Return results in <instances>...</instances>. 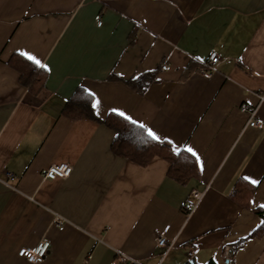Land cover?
<instances>
[{
  "label": "crops",
  "instance_id": "obj_1",
  "mask_svg": "<svg viewBox=\"0 0 264 264\" xmlns=\"http://www.w3.org/2000/svg\"><path fill=\"white\" fill-rule=\"evenodd\" d=\"M21 52L47 66L38 95L8 64ZM143 75V92L128 85ZM80 89L100 120L117 109L191 147L197 175L181 183L163 158L114 154L111 127L63 115ZM263 97L264 0H0V264H35L18 252L43 241L40 264H264ZM242 104L262 126L248 127ZM60 164L69 177L43 178ZM241 183L254 187L248 206ZM194 190L204 196L187 216Z\"/></svg>",
  "mask_w": 264,
  "mask_h": 264
},
{
  "label": "trees",
  "instance_id": "obj_2",
  "mask_svg": "<svg viewBox=\"0 0 264 264\" xmlns=\"http://www.w3.org/2000/svg\"><path fill=\"white\" fill-rule=\"evenodd\" d=\"M8 64L20 73V81L26 86L33 95H38L45 88L47 72L44 68L37 66L26 57L15 54ZM153 78L143 75L138 79L130 80L128 85L139 92H143ZM93 99L83 89L78 90L75 95L67 102L63 115L70 118H91L102 121L115 132L116 136L111 146V151L129 161L141 166H147L155 157L165 159L169 164V175L181 183L190 181L197 175V163L192 155L186 151H180L179 154L173 151L168 143H160L152 140L145 128L125 120L117 114H109L105 120L97 118L93 111ZM254 187L248 183H241L237 190L239 200L248 206L249 199L253 193ZM255 213L263 219V224L256 231L264 230V208H258ZM255 232V233H256ZM188 264H196L191 261ZM209 264H214L210 262Z\"/></svg>",
  "mask_w": 264,
  "mask_h": 264
},
{
  "label": "built area",
  "instance_id": "obj_3",
  "mask_svg": "<svg viewBox=\"0 0 264 264\" xmlns=\"http://www.w3.org/2000/svg\"><path fill=\"white\" fill-rule=\"evenodd\" d=\"M97 25H102V19L101 16L96 17ZM219 62V57L217 55H212L210 59L204 63V68L201 72L202 76L205 78H211L212 75L216 72L215 65ZM168 66L163 65L162 70H167ZM264 99V97L262 98ZM257 108H251L247 104H242L240 106V111L244 114H247L249 116L248 120V127L257 128L263 125V120L260 118H257ZM72 172V167L66 164H60V165H54L50 168L43 171V178L45 180H56L58 178L65 179L70 176ZM8 178L11 179L13 176L8 174ZM204 194L201 192H198L196 190L192 191L190 194V199L186 205V212L187 216H190L195 209L200 204L201 200L203 199ZM168 227L161 230L159 233L157 244L159 247L166 249V253L170 248V245L167 242V234ZM50 250V243L48 241L41 242L37 247L35 248H22L18 255L21 258L26 259L28 262L40 264L42 263ZM229 250V249H228ZM199 252L198 249H193L190 252H188L189 258H193L197 253ZM228 256V255H227ZM227 261H230V257H227Z\"/></svg>",
  "mask_w": 264,
  "mask_h": 264
},
{
  "label": "snow or ice",
  "instance_id": "obj_4",
  "mask_svg": "<svg viewBox=\"0 0 264 264\" xmlns=\"http://www.w3.org/2000/svg\"><path fill=\"white\" fill-rule=\"evenodd\" d=\"M22 56L26 57L29 61H32L33 63H35L37 66L41 67V68H46L47 66L44 65L38 58H36L34 55L29 54L27 52H21L20 53ZM88 91V90H86ZM90 96H94V93L89 92ZM100 104L99 100H94L93 102V108H97ZM114 113H116L118 116L123 117L125 120L131 121L133 124L136 123V121L132 120V118L130 116H127L123 111H119L117 109H113L112 110ZM139 127L141 128H145L147 135L152 139V140H160L161 138L157 135L156 132H154L151 128H146L145 125L140 124ZM169 143H171V141H169ZM173 151L176 152L177 154H179L180 149L176 146L173 147ZM185 151L191 153L193 156L197 157V160L199 161V157L197 156V153L191 148V147H187L185 148ZM245 179H248L247 177H245ZM253 184L257 183L256 180L252 181ZM261 207H264V205H261Z\"/></svg>",
  "mask_w": 264,
  "mask_h": 264
}]
</instances>
